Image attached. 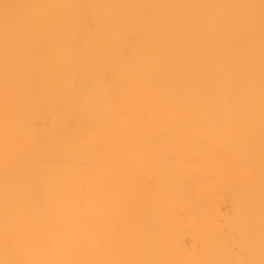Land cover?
Returning a JSON list of instances; mask_svg holds the SVG:
<instances>
[{"label": "bare ground", "instance_id": "1", "mask_svg": "<svg viewBox=\"0 0 264 264\" xmlns=\"http://www.w3.org/2000/svg\"><path fill=\"white\" fill-rule=\"evenodd\" d=\"M0 264H264V0H0Z\"/></svg>", "mask_w": 264, "mask_h": 264}]
</instances>
